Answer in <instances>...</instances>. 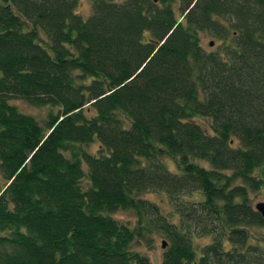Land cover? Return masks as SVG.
Returning a JSON list of instances; mask_svg holds the SVG:
<instances>
[{
	"label": "trees",
	"instance_id": "16d2710c",
	"mask_svg": "<svg viewBox=\"0 0 264 264\" xmlns=\"http://www.w3.org/2000/svg\"><path fill=\"white\" fill-rule=\"evenodd\" d=\"M80 4L0 0V264H264V0Z\"/></svg>",
	"mask_w": 264,
	"mask_h": 264
},
{
	"label": "rangeland",
	"instance_id": "374dc122",
	"mask_svg": "<svg viewBox=\"0 0 264 264\" xmlns=\"http://www.w3.org/2000/svg\"><path fill=\"white\" fill-rule=\"evenodd\" d=\"M79 11L85 17H87L92 11L91 0H81V4L79 6ZM212 39H214V38L211 36H207L205 41H206V43H208ZM13 101L16 102L25 111L32 112V113L38 115L39 117H44L46 115L47 111L49 110L47 108V106L33 105V104H30L28 101H26L23 98H15V99H13ZM97 145H98L97 142L92 144V149H95L97 147ZM169 166L171 168L175 167L174 161L170 162ZM147 195L150 198L155 199L157 201H161V199L163 198V207L166 211H169L170 207H169V204L166 200V196H164L161 193H155V192L154 193L149 192ZM252 198H253L254 204H256L258 201L264 200V188L262 190H260V192H252ZM114 214H115V216L122 218V219H125V220H127V219L134 220V215H133L132 211H130V210H118ZM258 230L264 232V229L258 228ZM206 239L207 238H200L199 241L204 242ZM161 243H162V240L158 239L156 246L153 248H151V247L149 248L145 244L141 245V248H143L147 252L150 259L153 262H155L156 264H163V248L161 246Z\"/></svg>",
	"mask_w": 264,
	"mask_h": 264
},
{
	"label": "water",
	"instance_id": "95a60500",
	"mask_svg": "<svg viewBox=\"0 0 264 264\" xmlns=\"http://www.w3.org/2000/svg\"><path fill=\"white\" fill-rule=\"evenodd\" d=\"M155 1H158V0H155ZM215 43V40H211L210 41V45H214ZM255 207L257 210H259L261 212V214L264 216V200L262 201H258L256 204H255ZM161 246L163 248H165L167 246V241L164 239L162 240V243H161Z\"/></svg>",
	"mask_w": 264,
	"mask_h": 264
}]
</instances>
